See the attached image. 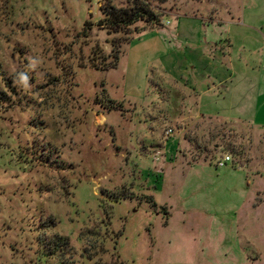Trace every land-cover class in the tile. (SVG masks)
Masks as SVG:
<instances>
[{
  "label": "rangeland",
  "instance_id": "374dc122",
  "mask_svg": "<svg viewBox=\"0 0 264 264\" xmlns=\"http://www.w3.org/2000/svg\"><path fill=\"white\" fill-rule=\"evenodd\" d=\"M230 1L145 0L160 27L140 30L141 21L109 34L98 26L104 11L129 0H0V264H47L45 248L58 233L79 264L110 263L113 233L123 264H264V126L185 122L188 145L177 161L167 144L178 135L165 138L177 129L180 105L162 83L165 39L178 40L179 15L213 17ZM232 1L246 12L243 0ZM108 100L118 110L103 109ZM154 109L168 113L153 125L161 132L126 121L143 122ZM225 154L241 171L231 163L216 169ZM200 159L213 174L235 172L244 187L176 180ZM164 203L172 208L168 227ZM202 205L211 214L182 211ZM92 226L98 234L79 242ZM84 248L95 261L78 260Z\"/></svg>",
  "mask_w": 264,
  "mask_h": 264
},
{
  "label": "crops",
  "instance_id": "0c3cea01",
  "mask_svg": "<svg viewBox=\"0 0 264 264\" xmlns=\"http://www.w3.org/2000/svg\"><path fill=\"white\" fill-rule=\"evenodd\" d=\"M231 1L232 6L226 12L213 17L205 14L179 15L174 32L178 40L171 41L169 37L165 39L166 55L161 61L165 77L162 83L168 89L165 92L169 94L168 100H178L181 105L174 114L177 129H173V136L178 135L176 141L169 143L172 136L168 137L167 153L172 161H177L179 158L176 155L182 154V148L188 145L184 133L190 126L185 122L209 120L264 126V0H243L247 4L244 5L247 10L243 13L235 11L236 3ZM151 112L143 122L135 115L126 121L134 125L133 130L136 126L140 129L142 126L139 124L142 123L144 126H151L149 132H161L153 125L160 123L157 116L167 117L168 113L163 114L155 109ZM100 116L104 119L102 125H105L107 118L104 114ZM181 124L184 125L180 126ZM146 142L148 147L152 146L149 138L143 140L144 144ZM182 159H185V155ZM164 162L162 158L161 163ZM208 163L205 159L195 160L190 164L186 162L188 170L176 180L188 178L195 182L196 188H200V182L207 183L209 187L220 181L225 182V188L234 189L229 185L238 184L235 183V172L228 170L213 174L205 168ZM230 163L235 171H241L233 158ZM215 167L218 169L216 165ZM244 184V181L239 183L237 188H243ZM251 185V181H247L246 186L249 188ZM162 206L166 207L168 213V224L164 225L168 227L172 208L167 203ZM186 208L187 210L182 211L188 214L197 211L211 214L212 209L209 205Z\"/></svg>",
  "mask_w": 264,
  "mask_h": 264
},
{
  "label": "trees",
  "instance_id": "16d2710c",
  "mask_svg": "<svg viewBox=\"0 0 264 264\" xmlns=\"http://www.w3.org/2000/svg\"><path fill=\"white\" fill-rule=\"evenodd\" d=\"M131 3L129 6H126L124 8H117V7H111L108 12L104 11V18L99 21L98 26L101 29H108L109 34H116L121 32L120 30L124 27H129L133 25L136 22L143 21L145 23V26L140 29H146V28H155L160 27L162 25V17L156 12L155 9L151 8L148 3L145 2V0H129ZM86 26L90 30V27L92 26L91 23L86 22ZM138 32V31H137ZM112 43V47H115L114 40H110ZM113 52V51H112ZM116 66V61H113L111 65L108 66V68H113ZM96 69H103V68H97L93 65ZM99 104L103 107L108 108L109 111L111 110H118V105L115 101L108 100V105L105 106L104 103L99 102ZM124 113V108L121 105L120 109ZM122 113V114H123ZM125 117V115H123ZM118 199V198H117ZM116 200V199H115ZM154 201V200H153ZM154 206L157 207L156 203H154ZM163 210H165V207H163ZM164 215L168 214L167 210H165ZM168 224V217L166 215L164 225L166 226ZM102 226L106 228V231L110 229L111 222L109 220V216H106L105 214V222H102ZM101 229V228H100ZM97 226H92V228H87L85 233H80V237L78 238L79 242L84 241L88 236H94L98 234L100 230ZM115 237H113L114 240V247L113 250L115 253L113 254V259L110 263L107 264H123V262L120 261L116 244H117V238L119 234L113 233ZM69 238L65 237L63 235H60L59 233L54 235L52 240H50V247L47 246L45 249L48 248L47 251V264H79L77 261V254L75 253V248L73 249L70 245ZM81 255V254H80ZM78 257V260H82V258L88 259L89 261H95L96 256L92 253L90 254L86 248L82 251V255ZM82 264V262H81ZM95 264H101L99 261H95Z\"/></svg>",
  "mask_w": 264,
  "mask_h": 264
},
{
  "label": "built area",
  "instance_id": "2783aa9c",
  "mask_svg": "<svg viewBox=\"0 0 264 264\" xmlns=\"http://www.w3.org/2000/svg\"><path fill=\"white\" fill-rule=\"evenodd\" d=\"M173 134H174V130L173 129L170 128V129L166 130L165 135L167 137L172 136ZM161 154L162 153L160 151L155 152V158L156 159L160 158ZM231 161H232V157L229 154H225L223 157L219 158L216 161V166L218 168H224Z\"/></svg>",
  "mask_w": 264,
  "mask_h": 264
}]
</instances>
